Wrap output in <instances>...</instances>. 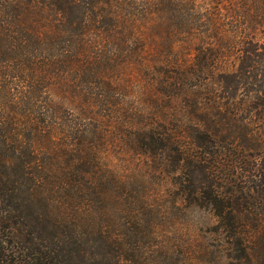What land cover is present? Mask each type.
<instances>
[{
  "label": "trees",
  "instance_id": "obj_1",
  "mask_svg": "<svg viewBox=\"0 0 264 264\" xmlns=\"http://www.w3.org/2000/svg\"><path fill=\"white\" fill-rule=\"evenodd\" d=\"M216 17L193 0H0V264H150L148 219L124 244L106 217L163 192L212 213L217 264H264V43L228 51L230 70Z\"/></svg>",
  "mask_w": 264,
  "mask_h": 264
},
{
  "label": "rangeland",
  "instance_id": "obj_2",
  "mask_svg": "<svg viewBox=\"0 0 264 264\" xmlns=\"http://www.w3.org/2000/svg\"><path fill=\"white\" fill-rule=\"evenodd\" d=\"M200 12L214 11L217 14L215 27L218 36L210 42L215 50H221L227 57L223 63L231 70L235 65L234 57L229 52H236L249 41L254 44L264 43V0H193ZM206 20V19H205ZM202 21L198 34H206V22ZM245 43V44H244ZM182 47L187 51L191 48L190 59L193 60L194 46L176 43L175 49ZM189 59V60H190ZM190 60V61H191ZM232 66V67H231ZM112 155L108 165L118 167L130 173L135 169V160ZM137 164V163H136ZM137 167V166H136ZM146 198L151 204L146 212H137L128 207L125 201L120 206H110L106 220L109 222L110 241L119 240L126 244L125 228L128 227L131 216L139 215L138 219L147 218V230L141 240L142 259L150 264H217L216 256L221 260L219 238L215 235V218L208 210L182 206L174 210L173 199L165 194ZM114 201H112L113 204ZM180 204V202H179ZM220 253V254H219ZM223 260L220 261L222 263ZM134 264V263H132ZM139 264H146L139 262ZM148 264V263H147Z\"/></svg>",
  "mask_w": 264,
  "mask_h": 264
}]
</instances>
